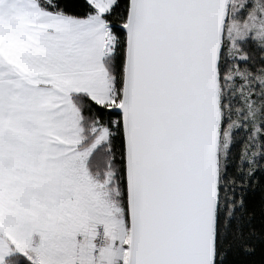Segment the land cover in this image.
<instances>
[{
    "label": "snow or ice",
    "instance_id": "1",
    "mask_svg": "<svg viewBox=\"0 0 264 264\" xmlns=\"http://www.w3.org/2000/svg\"><path fill=\"white\" fill-rule=\"evenodd\" d=\"M0 264H264V0H0Z\"/></svg>",
    "mask_w": 264,
    "mask_h": 264
}]
</instances>
